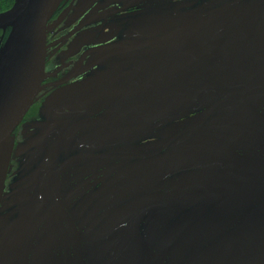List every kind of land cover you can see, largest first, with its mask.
Masks as SVG:
<instances>
[{"label": "flooded vegetation", "instance_id": "obj_1", "mask_svg": "<svg viewBox=\"0 0 264 264\" xmlns=\"http://www.w3.org/2000/svg\"><path fill=\"white\" fill-rule=\"evenodd\" d=\"M12 139L0 264H264V0L65 1Z\"/></svg>", "mask_w": 264, "mask_h": 264}, {"label": "water", "instance_id": "obj_2", "mask_svg": "<svg viewBox=\"0 0 264 264\" xmlns=\"http://www.w3.org/2000/svg\"><path fill=\"white\" fill-rule=\"evenodd\" d=\"M65 1L16 0L11 9L0 13V30L6 32L11 29L0 53V200L12 157L13 133L35 102L44 79L48 24ZM187 198L180 197L176 203ZM207 198L211 199V196L198 194L196 200L183 203L180 208L205 202ZM222 199L212 197L204 205L210 207ZM166 200L170 203L175 201L174 198ZM158 201L154 199L151 202L156 204ZM223 220L220 218L218 222Z\"/></svg>", "mask_w": 264, "mask_h": 264}, {"label": "trees", "instance_id": "obj_3", "mask_svg": "<svg viewBox=\"0 0 264 264\" xmlns=\"http://www.w3.org/2000/svg\"><path fill=\"white\" fill-rule=\"evenodd\" d=\"M16 0H0V13L6 12L13 7Z\"/></svg>", "mask_w": 264, "mask_h": 264}]
</instances>
